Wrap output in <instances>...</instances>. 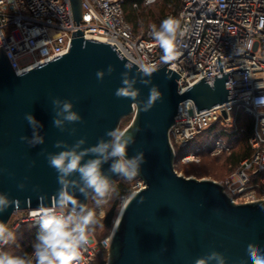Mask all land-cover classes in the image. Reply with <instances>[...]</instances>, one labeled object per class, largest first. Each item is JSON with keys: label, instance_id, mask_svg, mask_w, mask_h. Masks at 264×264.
Wrapping results in <instances>:
<instances>
[{"label": "water", "instance_id": "1", "mask_svg": "<svg viewBox=\"0 0 264 264\" xmlns=\"http://www.w3.org/2000/svg\"><path fill=\"white\" fill-rule=\"evenodd\" d=\"M70 6L79 24L81 0H70ZM130 63L132 68L126 69ZM110 65L114 71L108 75ZM165 66L151 77H143L110 44L87 40L80 30L71 33L67 53L20 75L14 73L0 48V193L17 201L0 213V222L7 226L16 212L56 203L60 184L47 155L63 150L54 146L57 141L72 145L85 138L83 147L94 146L101 138L109 139L105 133L118 129L123 118L133 115L126 128L135 136L128 156L144 153L145 162L137 176L143 187L129 196L117 215L119 201L115 200L102 220L112 230L107 264H195L212 251L223 253L227 264H252L247 245L255 243L264 252V198L234 203L218 182L178 174L169 142L181 102L191 100L199 113L234 99L231 73L203 77L179 93L180 76ZM100 70L106 73L103 80L96 76ZM126 71L137 80L134 87L140 95L136 101L115 96ZM142 79H150L151 84H143ZM154 85L162 98L144 112L141 102L147 101ZM54 98L72 101L82 122L66 124L63 132L54 127ZM26 113L43 125L44 144L29 147L20 140L33 133ZM73 128L76 132L70 134ZM110 163L102 166L103 171L116 181L121 176L108 173ZM70 179L79 180V174ZM21 183L23 189L18 187ZM70 191L88 205L91 193L86 199L78 189Z\"/></svg>", "mask_w": 264, "mask_h": 264}, {"label": "built area", "instance_id": "2", "mask_svg": "<svg viewBox=\"0 0 264 264\" xmlns=\"http://www.w3.org/2000/svg\"><path fill=\"white\" fill-rule=\"evenodd\" d=\"M180 2L175 17L180 22L179 55L169 64L160 61L162 52L150 35L151 25L144 34L134 33L124 16V0H81L79 24L73 19L70 0H0V48L20 75L67 53L71 33L80 30L85 39L110 44L132 63L141 61L155 70L167 64L180 76L179 93L203 77L230 71L234 99L199 113L191 100L180 103L169 132L174 169L197 163L205 149L214 155L230 151L244 131L237 124L243 114L252 120L251 153L219 184L234 203L263 199L264 107H257L254 100L264 96V0ZM240 46L243 52H234ZM142 187L138 178L132 193ZM129 196H121L120 208ZM40 209L16 212L7 227L15 232L22 225H40L33 216ZM111 232L95 241L90 238L81 264H93L103 253L107 256Z\"/></svg>", "mask_w": 264, "mask_h": 264}, {"label": "clouds", "instance_id": "3", "mask_svg": "<svg viewBox=\"0 0 264 264\" xmlns=\"http://www.w3.org/2000/svg\"><path fill=\"white\" fill-rule=\"evenodd\" d=\"M152 0H149L151 3ZM150 35L156 45L160 48L162 55L161 63H168L179 55L178 30L180 22L174 17H167L161 21L159 28L155 24L150 26ZM182 35V33H181ZM244 47L234 48V52H243ZM139 67V72L143 77H151L155 68L147 66L141 61H133ZM126 69H131L132 64H126ZM113 66H109L107 74L111 75ZM105 71H97L98 80H103ZM122 86L119 87L115 96L117 98H128L136 101L140 95L139 89L135 88L137 80L129 78L126 71L121 74ZM143 84H151L150 79H142ZM262 87L257 85V88ZM162 98V94L157 86H152L149 90L147 101L143 104V111H150L155 103ZM52 104L55 110L53 126L60 131H65L66 124L82 122L81 115L74 111V104L70 100L54 98ZM257 107H264V96L254 100ZM25 120L33 129L32 137L21 136L20 140L26 142L29 147L42 145L45 137L40 134L43 125L35 119L31 113L25 114ZM139 131V129H137ZM76 129L70 130V134H75ZM109 139H99L97 144L91 147H83L86 144L85 138L78 139L74 144L68 145L65 141H57L56 148L63 150L58 153H48L47 161L50 167L54 168L58 174V199L51 207H43L39 212L33 213L38 217L40 229L32 245L33 251L25 253L23 256H15L3 251V248L16 239L15 232L10 230L4 223L0 222V264H81L83 260V250L90 243V236L95 228L100 224L95 209L88 208L79 202L71 189H78L86 199L89 193L96 206V209L103 205L117 193L115 182L103 171V165L110 163L108 173L118 174L125 180H133L139 174L141 165L145 162L144 153L129 157L128 148L135 143V136L130 134L128 129H113L105 133ZM85 157H90L85 160ZM79 174V180H72L74 174ZM23 189L25 185L19 184ZM143 202V201H141ZM17 201L10 199L7 194L0 193V213L16 204ZM103 213H100L102 216ZM246 253L252 264H264V252L259 245L249 243ZM227 264V258L223 253L212 251L208 255L198 258L195 264ZM241 264H245L241 261Z\"/></svg>", "mask_w": 264, "mask_h": 264}, {"label": "rangeland", "instance_id": "4", "mask_svg": "<svg viewBox=\"0 0 264 264\" xmlns=\"http://www.w3.org/2000/svg\"><path fill=\"white\" fill-rule=\"evenodd\" d=\"M132 5H133L132 8L135 10V14L137 16V24L139 25L135 33L137 35L144 34L145 29L147 27L145 25L146 24L153 25V22L152 20L149 19L148 23L145 24L143 19H141L142 18L141 16L145 13V14L152 15L156 18L158 16V5L155 1L151 5L143 4L141 7L138 5L137 7H135L134 4ZM132 121H133V115H129L123 118L119 124L118 129L119 130L126 129L131 124ZM238 123L240 127H243V125L245 127V123H246L245 120L243 121L240 119V121L238 120L237 124ZM237 139L238 140L236 141V143H234L233 148L230 151L223 152L219 155L212 154L211 149H205L204 151L200 153V158L197 163H191L188 165H177L175 167L177 173L185 177H192L195 179H208V180H212L218 183L221 182L236 169L238 164L236 166L233 163L236 161V159H238L244 153L245 150L249 148L248 138L246 136V133H242ZM137 181H138V177H136L133 180L128 181V180H125L121 176L119 179H117L114 182H115V187H117L119 184L124 185L129 190V193L128 194L125 193L126 195L124 194L123 196H129L131 195L133 191V187ZM115 200L119 201V204H118L119 206L117 207V210H116V215H117L120 209V205H121V202H120L121 196L114 195L108 201V203H106L99 209H96L94 201L92 197H90L87 207L90 209H95L97 212L98 219L100 220V224L95 228L94 232L90 236L92 240L94 241L98 240L102 238L103 236H105L108 233V231H110V229H107L103 226L102 220L106 212L109 210V208L112 206ZM125 201L122 203V205L125 203ZM101 212L103 213L102 216H100ZM116 215L113 221H115ZM24 233H27V234L30 233V236H29L30 240L28 241L27 244L20 243L21 242L20 238L22 234ZM15 235H16L15 241L9 244L5 252H8L15 256H23L25 253H31L33 251L32 245L35 242V239L33 237V232L31 233L30 230L26 229V232L25 230H21ZM107 261H108V258L106 255L99 256L95 260V264H107Z\"/></svg>", "mask_w": 264, "mask_h": 264}, {"label": "trees", "instance_id": "5", "mask_svg": "<svg viewBox=\"0 0 264 264\" xmlns=\"http://www.w3.org/2000/svg\"><path fill=\"white\" fill-rule=\"evenodd\" d=\"M155 2L158 5V16L155 18L152 15L149 14H143L141 17V19H143L144 23H148L149 19L152 20L153 24H155L157 26V28H159V25L161 23L162 20H164L165 18L171 16V17H176L180 8H181V2L180 0H155ZM132 4H134L135 7L138 6H142L144 3V0H124V16L126 21L132 26V29L134 31V33L137 31L138 28V24H137V16L135 14V10L132 8ZM152 24H146L145 26H149ZM136 34V33H135ZM240 119L241 120H245V127L243 125L244 131L238 133V137L242 134V133H246L247 138L249 137L250 133H251V129H252V120L251 118L240 114ZM240 121V120H239ZM239 124V123H238ZM240 127V126H239ZM238 139H236L237 141ZM235 141V143H236ZM251 153L250 148H248L247 150L244 151V153L238 158L236 159V161L233 163L234 165L237 166V164H239V162L248 157ZM117 196H123L125 193L128 194L129 190L122 184H119L117 187ZM125 194V195H126ZM33 228H31V227ZM27 230H30L31 233L33 232V237L34 239H36V235L40 229V225H22L17 231H15V234H17L19 231L21 230H25L26 232ZM30 233H24L22 234L21 238H20V243L22 244H27L28 241L30 240L29 238ZM32 237V236H31ZM21 244V245H22ZM9 246V244L5 247L4 251H6V248ZM105 253L101 254L100 256H104ZM93 264H95V261L93 262Z\"/></svg>", "mask_w": 264, "mask_h": 264}, {"label": "bare ground", "instance_id": "6", "mask_svg": "<svg viewBox=\"0 0 264 264\" xmlns=\"http://www.w3.org/2000/svg\"><path fill=\"white\" fill-rule=\"evenodd\" d=\"M127 200H128V199H127ZM127 200L125 201V203L127 202ZM125 203H124V204H125ZM124 204H123V205H124ZM123 205H122V207H123ZM122 207H121V208H122ZM121 208L119 209V211L121 210ZM119 211H118V213H119Z\"/></svg>", "mask_w": 264, "mask_h": 264}]
</instances>
